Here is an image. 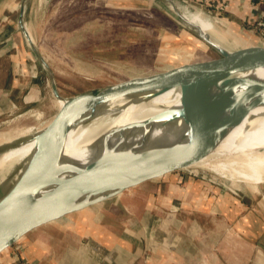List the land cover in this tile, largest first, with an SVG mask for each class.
<instances>
[{"label":"rangeland","instance_id":"obj_1","mask_svg":"<svg viewBox=\"0 0 264 264\" xmlns=\"http://www.w3.org/2000/svg\"><path fill=\"white\" fill-rule=\"evenodd\" d=\"M176 1L210 17L230 48L260 44L248 29L229 25L200 1ZM21 2L28 36L48 68L17 29ZM180 12L189 21L183 7ZM1 31L10 40L0 44V88L7 90L15 104L7 106L0 96L4 110L0 112V154L48 124L60 110L56 99L83 103L89 94L111 83L218 56L160 0H1ZM52 83L60 97L53 94ZM20 98L25 99L22 105ZM170 173L173 178L200 183V189L203 182L215 191H237L254 203L264 198V172L247 179L256 185L253 188L244 180L232 182L205 168ZM9 181L0 182V196Z\"/></svg>","mask_w":264,"mask_h":264},{"label":"water","instance_id":"obj_2","mask_svg":"<svg viewBox=\"0 0 264 264\" xmlns=\"http://www.w3.org/2000/svg\"><path fill=\"white\" fill-rule=\"evenodd\" d=\"M160 1L167 7L170 5L168 8L173 14L197 37L216 50L218 56L181 63L162 71L111 83L89 94L87 101L59 110L48 124L35 131L33 158L22 173L9 181L3 193L10 198L0 204V250L39 226L68 220L73 213L111 199L144 181L190 167L216 145L221 134L228 128L231 115L228 96L232 87L239 90L243 98L250 97L257 103L264 104V88L233 77L234 72L243 66L264 67L262 41L260 44L230 49L220 47L210 40L209 34L190 23L179 12L176 0ZM18 6L19 30L35 56L48 68L32 45L24 26V5L21 2ZM2 38L1 34L0 39ZM173 85H180L182 93L177 111L151 115L129 125L128 129L144 126L160 128L169 120L181 117L183 127L175 142L147 151L94 153L48 181V175L53 173L60 154V150L56 145H51V142H55V136L63 129L66 131L82 111L100 99L118 94L136 101H145ZM51 86L53 94L60 97L53 83ZM204 89L215 95V102L209 113L201 105V92Z\"/></svg>","mask_w":264,"mask_h":264},{"label":"crops","instance_id":"obj_3","mask_svg":"<svg viewBox=\"0 0 264 264\" xmlns=\"http://www.w3.org/2000/svg\"><path fill=\"white\" fill-rule=\"evenodd\" d=\"M189 1L237 28L264 15L263 0ZM1 34L0 44L10 40ZM0 96L15 104L7 90ZM171 174L23 234L0 250V264H264V198Z\"/></svg>","mask_w":264,"mask_h":264},{"label":"bare ground","instance_id":"obj_4","mask_svg":"<svg viewBox=\"0 0 264 264\" xmlns=\"http://www.w3.org/2000/svg\"><path fill=\"white\" fill-rule=\"evenodd\" d=\"M176 6L179 12L183 7L189 22L209 34L213 43L230 49L210 17L190 10L187 5L177 3ZM233 77L264 88V67L243 66L234 72ZM181 94L180 85H173L145 101H136L118 94L90 105L74 118L66 131L63 129L55 136V142H51V145L57 146L60 154L53 173L48 175V181L94 153L147 151L175 142L183 127L181 117L169 120L160 128L144 126L131 130L128 126L151 115L177 111ZM56 102L60 110L74 104L64 98L56 99ZM214 102L215 95L204 89L201 92V105L206 113L211 111ZM228 103L231 113L228 128L221 134L216 145L190 167L212 170L232 182L244 180L246 185L253 188L256 185L247 179L264 172V104L250 97L243 98L239 90L229 91ZM35 131L24 135L0 154V182L14 180L27 168L35 153ZM9 198L0 196V204Z\"/></svg>","mask_w":264,"mask_h":264},{"label":"built area","instance_id":"obj_5","mask_svg":"<svg viewBox=\"0 0 264 264\" xmlns=\"http://www.w3.org/2000/svg\"><path fill=\"white\" fill-rule=\"evenodd\" d=\"M223 7V5L219 6V9H222ZM244 27L248 29L251 33L258 35L260 41L264 42V15L253 19L251 22H248Z\"/></svg>","mask_w":264,"mask_h":264}]
</instances>
